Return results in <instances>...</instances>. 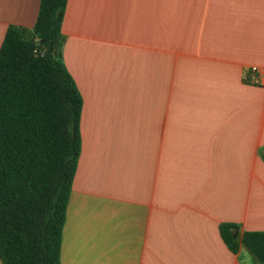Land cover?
Returning <instances> with one entry per match:
<instances>
[{"label": "crops", "instance_id": "1", "mask_svg": "<svg viewBox=\"0 0 264 264\" xmlns=\"http://www.w3.org/2000/svg\"><path fill=\"white\" fill-rule=\"evenodd\" d=\"M40 1L0 0V48ZM62 32L83 106L61 264H256L219 226L264 232V87L247 81L264 0H68Z\"/></svg>", "mask_w": 264, "mask_h": 264}, {"label": "trees", "instance_id": "2", "mask_svg": "<svg viewBox=\"0 0 264 264\" xmlns=\"http://www.w3.org/2000/svg\"><path fill=\"white\" fill-rule=\"evenodd\" d=\"M68 0H41L32 30L10 26L0 48V261L61 264V238L81 155L83 101L67 70ZM222 224L227 248L264 264V232Z\"/></svg>", "mask_w": 264, "mask_h": 264}, {"label": "built area", "instance_id": "3", "mask_svg": "<svg viewBox=\"0 0 264 264\" xmlns=\"http://www.w3.org/2000/svg\"><path fill=\"white\" fill-rule=\"evenodd\" d=\"M247 81L253 85L264 87V70L252 67L247 75Z\"/></svg>", "mask_w": 264, "mask_h": 264}, {"label": "water", "instance_id": "4", "mask_svg": "<svg viewBox=\"0 0 264 264\" xmlns=\"http://www.w3.org/2000/svg\"><path fill=\"white\" fill-rule=\"evenodd\" d=\"M238 233H239V230L238 229H235V231H234V238L237 237Z\"/></svg>", "mask_w": 264, "mask_h": 264}]
</instances>
